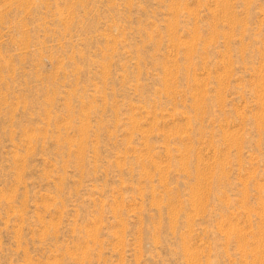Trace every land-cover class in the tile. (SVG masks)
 <instances>
[{
	"label": "rangeland",
	"instance_id": "1",
	"mask_svg": "<svg viewBox=\"0 0 264 264\" xmlns=\"http://www.w3.org/2000/svg\"><path fill=\"white\" fill-rule=\"evenodd\" d=\"M0 264H264V0H0Z\"/></svg>",
	"mask_w": 264,
	"mask_h": 264
}]
</instances>
